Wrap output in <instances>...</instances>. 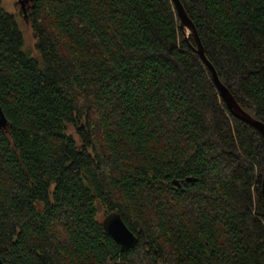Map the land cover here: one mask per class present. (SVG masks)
Listing matches in <instances>:
<instances>
[{
  "label": "trees",
  "instance_id": "1",
  "mask_svg": "<svg viewBox=\"0 0 264 264\" xmlns=\"http://www.w3.org/2000/svg\"><path fill=\"white\" fill-rule=\"evenodd\" d=\"M179 2L264 124V0ZM26 18L37 57L0 0L2 264H264V138L172 1L33 0Z\"/></svg>",
  "mask_w": 264,
  "mask_h": 264
},
{
  "label": "water",
  "instance_id": "2",
  "mask_svg": "<svg viewBox=\"0 0 264 264\" xmlns=\"http://www.w3.org/2000/svg\"><path fill=\"white\" fill-rule=\"evenodd\" d=\"M171 1L174 5L177 17L180 22V29L185 33L186 37L190 35V37L193 39L196 45V53L208 68L212 76L214 85L230 114L234 116L236 119L240 120L241 122L254 128L264 138V124H262L261 122H259L258 120L254 119L252 116L247 114L238 105V103L235 101V99L230 94V92L220 83L214 68L205 58L197 32L190 19L187 17V14L184 11L181 3L179 2V0H171ZM32 2L33 0H17V5L19 6V9L26 23H28L26 18L27 8ZM5 126H6V120L0 109V127L4 128ZM261 192H262V200L264 205V172L262 177ZM101 226L105 234L109 236L118 246L120 252H127L129 249L134 248L135 245L137 244L136 236L126 227L118 212L103 214ZM0 264H2L1 260H0Z\"/></svg>",
  "mask_w": 264,
  "mask_h": 264
},
{
  "label": "rangeland",
  "instance_id": "3",
  "mask_svg": "<svg viewBox=\"0 0 264 264\" xmlns=\"http://www.w3.org/2000/svg\"><path fill=\"white\" fill-rule=\"evenodd\" d=\"M2 8L9 14L14 15L19 31L23 37V51L33 57H37L35 53V41L32 30L28 23L25 22L23 15L17 5V0H1ZM69 133L73 135V131L69 128ZM103 213L98 212V220H102Z\"/></svg>",
  "mask_w": 264,
  "mask_h": 264
}]
</instances>
